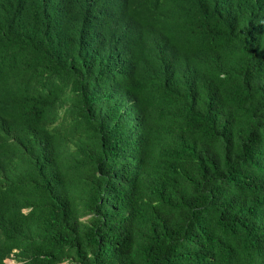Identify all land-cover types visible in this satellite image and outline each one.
<instances>
[{
    "label": "trees",
    "instance_id": "obj_1",
    "mask_svg": "<svg viewBox=\"0 0 264 264\" xmlns=\"http://www.w3.org/2000/svg\"><path fill=\"white\" fill-rule=\"evenodd\" d=\"M264 264V0H0V264Z\"/></svg>",
    "mask_w": 264,
    "mask_h": 264
},
{
    "label": "rangeland",
    "instance_id": "obj_2",
    "mask_svg": "<svg viewBox=\"0 0 264 264\" xmlns=\"http://www.w3.org/2000/svg\"><path fill=\"white\" fill-rule=\"evenodd\" d=\"M8 264H15L12 260L7 262Z\"/></svg>",
    "mask_w": 264,
    "mask_h": 264
},
{
    "label": "clouds",
    "instance_id": "obj_3",
    "mask_svg": "<svg viewBox=\"0 0 264 264\" xmlns=\"http://www.w3.org/2000/svg\"><path fill=\"white\" fill-rule=\"evenodd\" d=\"M9 261H11V260H9ZM9 261H7V262H9ZM8 264V263H7Z\"/></svg>",
    "mask_w": 264,
    "mask_h": 264
}]
</instances>
